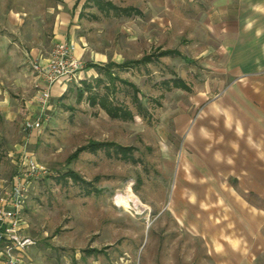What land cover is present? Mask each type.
Here are the masks:
<instances>
[{
	"label": "rangeland",
	"instance_id": "rangeland-1",
	"mask_svg": "<svg viewBox=\"0 0 264 264\" xmlns=\"http://www.w3.org/2000/svg\"><path fill=\"white\" fill-rule=\"evenodd\" d=\"M187 5L180 0H0V177L13 173L7 154L17 163L18 146L48 171L47 177L33 182L25 203L24 234L35 245L21 264H215L189 226L196 221V211L185 212L186 203L181 208L177 201V177L182 165L196 170L197 158L203 171L213 170L204 154L195 152L197 123L203 128L198 133L205 150L210 151L212 143L225 144L217 166L225 174L236 166L230 155L236 145L228 131L233 122L223 114L228 101L223 94L244 74L240 69L227 72L216 58L196 59L199 46L186 44L185 36L149 38V33L163 30L164 22L166 28H185L187 22L180 17ZM113 8H134L143 15L127 17ZM154 13L166 20L151 21ZM57 18L92 52L133 61L170 47L191 63L172 57L148 66L114 65L112 73L138 88L140 110L129 86L116 81L115 92H108L106 78L100 85L92 80L93 93L108 92L115 106L131 111L134 118L129 121L113 120L98 106L91 107L87 94L78 102L81 87L63 83V94L50 100L48 122L40 131L25 132L27 108L36 94L30 62L49 56ZM175 78L190 89L173 88ZM246 85L233 90L240 93ZM241 106L249 108L246 102ZM90 142L131 151L121 159L114 147L86 148L74 157ZM220 182L237 185L231 178L221 177ZM247 198L259 205L254 197ZM257 264H264V258Z\"/></svg>",
	"mask_w": 264,
	"mask_h": 264
},
{
	"label": "crops",
	"instance_id": "crops-1",
	"mask_svg": "<svg viewBox=\"0 0 264 264\" xmlns=\"http://www.w3.org/2000/svg\"><path fill=\"white\" fill-rule=\"evenodd\" d=\"M180 1L190 3L180 17L182 21L187 22L186 27L173 30L166 28V22H164L163 30L155 27L159 31L149 33V38L151 35L170 36L173 33L185 36L188 41L186 44L199 46L196 59L216 58L228 68L227 72L234 73L235 69H240L244 75L235 80L223 94L224 99L228 100L227 107L222 108L223 114H226L233 122L228 126V131L232 133L236 145L232 148L233 154H230L234 155L233 162L236 166L233 170L228 169L227 175L222 166H217L220 163V154L226 152L225 144L216 146L212 143L211 150H205L207 145L200 141L198 133L203 128L197 123L198 140L195 144L197 147L195 152L204 154V162L212 163L213 170L203 171L204 167L199 158L196 159V170H185L186 166L182 165L177 177L176 195L180 196L177 201L181 208H184L182 206L186 203L183 209L185 212L196 211V221L189 226L194 228L195 233L202 239L207 254L215 264H257L259 259L264 258V133H262L264 131V0ZM138 11L140 14L137 16L143 15L142 11ZM149 17L151 21L162 18L159 13ZM61 20L66 21V17H62ZM188 24L189 27H187ZM61 41L71 43L74 46L75 56L84 63L85 70L79 73L77 82H70L78 87H81L83 82L91 84L92 80L103 78V74L98 73L97 67L106 69L108 64H114L116 68H119L117 66L129 62L124 61L117 54L110 58L106 53L92 52L81 37L68 30V26L63 25L57 18L52 29V47ZM166 50L178 51L170 47H162L155 50V54ZM180 55V57H161L146 65L133 66H148L163 58L172 57L191 63L189 58L181 53ZM63 83L58 81L53 85L51 99L63 94L65 91ZM240 83L247 85L243 87V90L240 89L239 93L233 88H240ZM133 85L136 87L135 84ZM185 85L189 88L187 84ZM243 102H246L249 108H242ZM33 104L28 105L25 121L37 112V106ZM214 114L219 115V109L214 110ZM253 116L260 117L257 119ZM25 121L22 126L23 131ZM257 131L261 133L258 134V138H253L257 135ZM231 147L228 145L227 154ZM21 150L20 146L16 147L17 157ZM7 158L11 159L14 171L6 179L0 177V198L8 192L16 171L17 163L12 158L11 152L7 154ZM221 177L235 179L236 187L224 182L221 186L223 184L220 182ZM248 196L254 197L259 205L251 203ZM24 227L26 229L27 224Z\"/></svg>",
	"mask_w": 264,
	"mask_h": 264
},
{
	"label": "built area",
	"instance_id": "built-area-1",
	"mask_svg": "<svg viewBox=\"0 0 264 264\" xmlns=\"http://www.w3.org/2000/svg\"><path fill=\"white\" fill-rule=\"evenodd\" d=\"M30 66L35 74L33 101L37 113L34 119L25 121L24 131L36 132L49 120L53 85L58 81L77 82L85 66L75 56L74 46L66 41L54 44L47 58L32 60ZM47 175L48 171L33 154L24 149L20 151L11 186L0 198V264H21L26 251L35 245L34 239L24 234V207L33 182Z\"/></svg>",
	"mask_w": 264,
	"mask_h": 264
},
{
	"label": "trees",
	"instance_id": "trees-1",
	"mask_svg": "<svg viewBox=\"0 0 264 264\" xmlns=\"http://www.w3.org/2000/svg\"><path fill=\"white\" fill-rule=\"evenodd\" d=\"M115 9V8H113ZM115 11L123 16H131L133 15V13H135L136 15L140 14V12L134 8H123V9H119L116 8ZM166 56H181L180 53L178 51H172V50H166V51H158L157 54H150V55H145L144 57H142L140 60L137 61H129V62H124L121 66H117L119 68H127L133 65H146L150 62H153V60H158L161 57H166ZM114 66V64H108V66L106 67V69H102L97 67V71L98 73H102L104 76L103 78H106V80H108L109 82V86L110 88H106L107 91L109 92V90H111L112 92H115V82H119L121 84H125L127 86H129L132 91H133V100L134 103L137 104V108L138 110L141 109V104L140 101L137 97V95L139 94L138 89L130 82H127L125 80L120 79L119 77L115 76L114 73H112L110 71V69ZM116 67V66H115ZM102 71V72H101ZM103 78L102 79H98L96 80V85H100L101 83H103ZM172 87L173 88H177V89H182L185 91H188V87L185 85V83L182 80L179 79H175L172 81ZM94 85L87 83V82H83L81 85V88L77 91V101L80 102L82 101L84 94H87V100L89 102V105L91 107H96L98 106L101 110H103L107 116H109L111 119L113 120H121V121H129V120H133V114L131 113V111H129L128 109L122 107V106H115L112 103V100H110V96L108 95L109 93L106 92L103 95H98L96 93H93L94 91ZM138 115H141L140 113ZM108 147H114V153L116 155H119V157L121 159L125 158L126 155L125 153L128 151H131V148H127V147H122L120 145H116L113 143H94V142H90L88 144L87 147H83L80 148L79 150H77L74 153V157H76V155H78L79 152L85 150L86 148H90L92 151H97L99 149L102 148H108ZM72 176V175H71ZM75 180H79L75 175L72 176Z\"/></svg>",
	"mask_w": 264,
	"mask_h": 264
}]
</instances>
